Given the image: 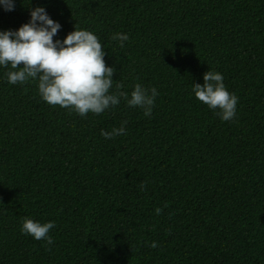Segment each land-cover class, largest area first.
<instances>
[{"label":"trees","instance_id":"trees-1","mask_svg":"<svg viewBox=\"0 0 264 264\" xmlns=\"http://www.w3.org/2000/svg\"><path fill=\"white\" fill-rule=\"evenodd\" d=\"M29 3L0 8V29L44 4L56 36L97 34L110 91L158 95L149 116L124 97L80 116L0 67V264H264V0ZM208 69L238 97L230 120L192 94ZM24 216L54 221L52 245L20 232Z\"/></svg>","mask_w":264,"mask_h":264},{"label":"clouds","instance_id":"clouds-1","mask_svg":"<svg viewBox=\"0 0 264 264\" xmlns=\"http://www.w3.org/2000/svg\"><path fill=\"white\" fill-rule=\"evenodd\" d=\"M16 0H0V8L5 11L14 9ZM31 4V0L30 3ZM61 24L48 13L44 4L29 7V18L16 28L0 29V67H7L4 73L9 84L35 81L39 97L49 105L68 108L80 116L88 113L99 114L114 107L124 97L129 106L143 109L145 116L152 111L155 97L158 95L155 86L147 88L136 82L129 92L121 89L117 83L113 87L114 67L104 60L105 48L97 34L87 28L74 25L63 38L56 36ZM54 36L56 38L54 39ZM111 39L123 45L129 39L127 32H115ZM192 94L205 104L221 120L234 117L238 97L228 90L223 74L208 69L203 73V83H192ZM122 121L119 127L111 130H100L105 138L125 133ZM141 190L144 181H141ZM156 214L161 212L157 206ZM54 221L41 222L30 216L21 218V233L34 240H43L52 245L53 237L49 230ZM151 247L156 241H151Z\"/></svg>","mask_w":264,"mask_h":264}]
</instances>
